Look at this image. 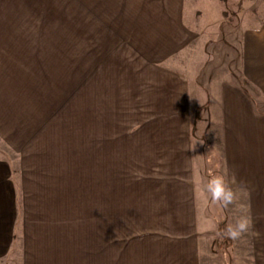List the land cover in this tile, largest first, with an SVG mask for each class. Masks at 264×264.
<instances>
[{
  "label": "crops",
  "instance_id": "0c3cea01",
  "mask_svg": "<svg viewBox=\"0 0 264 264\" xmlns=\"http://www.w3.org/2000/svg\"><path fill=\"white\" fill-rule=\"evenodd\" d=\"M75 1L99 26L94 34L102 35L93 52L91 44L81 48L88 66H95L93 82L98 85L103 74L109 87L106 98L94 95V115L104 120L90 130L78 127L76 157L62 144L56 154L45 148L29 124L0 127V137L22 163L18 174L0 156V264H204V231L190 175L191 130L183 121L187 85L180 75L158 69L191 41L185 0ZM113 47L123 52L111 56ZM242 64L264 92V25L247 33ZM151 70L173 83L172 93L162 88L161 105L132 95L133 81L144 89L155 81ZM221 103L226 170L235 173L238 193L247 196L252 264H264V116L231 83L223 84ZM115 115L140 117L139 124ZM16 175H22L21 209Z\"/></svg>",
  "mask_w": 264,
  "mask_h": 264
},
{
  "label": "rangeland",
  "instance_id": "374dc122",
  "mask_svg": "<svg viewBox=\"0 0 264 264\" xmlns=\"http://www.w3.org/2000/svg\"><path fill=\"white\" fill-rule=\"evenodd\" d=\"M184 6V22L191 41L158 69L180 75L187 85L188 109L183 121L191 130L190 175H195L199 226L204 231L203 262L252 264L251 231L236 241L222 235L235 216H251L247 196L238 193L239 206L225 209L213 203L203 189L208 179L226 170L223 84L243 89L251 98L255 113L264 116V92L245 76L242 64L247 33L264 25V0H185ZM95 27L99 28L75 0H0V127L29 124L36 128L35 136L45 148L56 154L62 144L71 156H77L81 142L78 127L85 125L90 130L100 119L103 122V116L94 115V95L98 91L104 99L109 90L103 74L98 85L93 82L95 66H88L81 48H90L91 44V52L94 51L95 41L102 38L94 34ZM116 50L123 52L113 47L111 56L117 54ZM150 77L155 81L145 89L133 81L132 95L136 101L139 97L152 106L155 102L161 105L165 101L162 88L172 93L173 83L162 79L155 70L150 71ZM6 115L12 118L5 120ZM139 118L112 117L136 124ZM84 136L87 149L91 143L89 133ZM64 151L59 153L62 157L67 155ZM85 154L88 157V150ZM0 156L7 158L19 174L21 155L1 137ZM90 176L92 172L87 175ZM21 177L16 175L14 179L19 209L24 193ZM75 178L76 175L72 179L77 186L78 177Z\"/></svg>",
  "mask_w": 264,
  "mask_h": 264
},
{
  "label": "clouds",
  "instance_id": "9594fccd",
  "mask_svg": "<svg viewBox=\"0 0 264 264\" xmlns=\"http://www.w3.org/2000/svg\"><path fill=\"white\" fill-rule=\"evenodd\" d=\"M203 190L213 203L225 209H228L230 206H239L238 192L242 189L235 173L225 170L221 175L212 176L204 185ZM252 227L253 221L251 216L240 214L234 217L233 223L226 226L222 235L236 241L251 231Z\"/></svg>",
  "mask_w": 264,
  "mask_h": 264
}]
</instances>
